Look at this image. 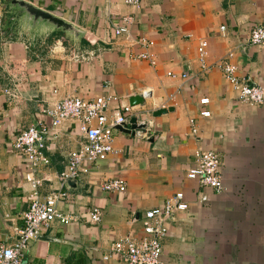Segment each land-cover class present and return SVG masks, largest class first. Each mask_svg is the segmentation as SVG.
Returning a JSON list of instances; mask_svg holds the SVG:
<instances>
[{
	"label": "crops",
	"instance_id": "crops-1",
	"mask_svg": "<svg viewBox=\"0 0 264 264\" xmlns=\"http://www.w3.org/2000/svg\"><path fill=\"white\" fill-rule=\"evenodd\" d=\"M23 1L86 37L48 40L54 32L27 30L0 0V242L16 240L31 205L28 168L13 149L14 137L38 120L49 122L42 111L55 100L113 95L129 104L146 94L134 115L148 124L147 137L114 131L118 153L88 164L89 174L68 187L59 206L73 221L44 231L29 245L24 264H125L118 255L104 260L112 245L129 235L142 238L145 214L180 192L189 210L168 225L165 264H264V105L242 103L217 66L233 53L239 77L264 87V48L249 44L252 28L264 24V0H143L139 8L126 0ZM7 14L15 18L11 27ZM125 17L129 34L116 36ZM144 38L154 43L155 67L136 59ZM202 41L209 43L208 71L199 59ZM203 100L209 104L201 106ZM159 109L174 110L154 117ZM57 133L47 140L49 164L37 171L42 198L58 190L70 155L84 145L74 124ZM198 150L220 156L219 194L187 178ZM112 179L124 180L126 190L105 192L102 185ZM199 192L209 196L208 204L198 202ZM94 209L102 213L100 223L91 219Z\"/></svg>",
	"mask_w": 264,
	"mask_h": 264
},
{
	"label": "built area",
	"instance_id": "built-area-1",
	"mask_svg": "<svg viewBox=\"0 0 264 264\" xmlns=\"http://www.w3.org/2000/svg\"><path fill=\"white\" fill-rule=\"evenodd\" d=\"M142 1L126 0V4L139 8ZM130 24L131 19L125 17L123 25L115 30V35H128ZM222 30L224 31L225 28L223 27ZM138 43L144 52L136 59L147 61L155 67L157 60L150 52L154 43L145 38ZM249 44L264 48V24H258L252 28ZM198 52L202 69L208 71L209 43L202 41ZM233 56V53H230L227 59L217 65L223 78L233 87L242 103L264 105V87L241 79L238 75L239 68L231 62ZM6 93L12 100H19V95L15 91L7 90ZM57 93L56 90L53 91V96L55 97ZM200 104L207 106L209 100H203ZM42 114L44 118L49 119V122L43 119L38 120L37 124L21 131L12 140L13 149L23 157L28 168L25 180L31 187V205L23 216V228L15 232L16 240L12 243L0 242V264H24L29 245L44 231L49 230L56 221L63 225L73 221V218L64 215L59 209L61 202L68 198V181L87 176L90 172L88 164L105 161L111 155L117 154L118 151L114 146V131L118 126L129 127L130 119L135 117L134 107H131L125 99L113 95L88 100L66 97L55 100L51 107L42 111ZM201 116L210 118L211 113L203 111ZM66 123L75 125L77 134L84 140V145L78 152L70 155L68 173L62 177L58 190L42 198L40 189L44 186V180L37 176V171L42 165H48L50 162L45 153L52 149V146L47 145L48 138L51 135L56 137L57 131ZM191 124L193 135H197L198 130L194 127V121H191ZM222 167L223 163L216 152L198 150L196 167L187 174V178L197 182L202 189L209 188L219 194L223 190ZM102 189L108 193H121L126 190V183L121 179H112L104 183ZM197 197L198 202L203 205L210 201L209 196L204 192H199ZM188 210L189 203L185 194L177 193L166 202L163 208L154 209L145 214L142 238L129 235L119 240L112 245L111 255L106 256L104 260L107 261L114 255H118L125 264H165L162 241L168 236V225L174 220L176 213ZM101 217L102 213L99 209L92 211L91 219L94 223H100Z\"/></svg>",
	"mask_w": 264,
	"mask_h": 264
},
{
	"label": "water",
	"instance_id": "water-1",
	"mask_svg": "<svg viewBox=\"0 0 264 264\" xmlns=\"http://www.w3.org/2000/svg\"><path fill=\"white\" fill-rule=\"evenodd\" d=\"M4 8L9 12L13 13L20 25L31 31H52L54 33L62 32L64 35H67L72 40H82L83 37H86L79 29H77L71 23L66 22L59 16H56L52 13L44 11L37 6L23 1V0H3ZM53 33V34H54ZM147 95H136L130 98L129 105L131 107L145 106ZM174 109H159L153 112L154 117H160L168 112H172ZM141 119L138 117H132L129 121V127L127 126H118L116 130L121 131L125 134L146 136L148 135V124L146 122L141 123ZM151 142L153 139L148 138ZM77 183V180L70 179L68 181V186L74 187Z\"/></svg>",
	"mask_w": 264,
	"mask_h": 264
},
{
	"label": "trees",
	"instance_id": "trees-1",
	"mask_svg": "<svg viewBox=\"0 0 264 264\" xmlns=\"http://www.w3.org/2000/svg\"><path fill=\"white\" fill-rule=\"evenodd\" d=\"M7 18H8V21H9V23H10V27L13 26V25H14L13 20L15 19L14 16L12 15V16L9 17V15L7 14ZM10 30H12V28H9V29L7 30V34H11V33L13 32V30H12V32H11ZM62 35H63L62 32L54 33V34H52V35L48 38V40H53L55 37H58V36L61 38ZM13 39H14V38H13Z\"/></svg>",
	"mask_w": 264,
	"mask_h": 264
},
{
	"label": "rangeland",
	"instance_id": "rangeland-1",
	"mask_svg": "<svg viewBox=\"0 0 264 264\" xmlns=\"http://www.w3.org/2000/svg\"><path fill=\"white\" fill-rule=\"evenodd\" d=\"M71 50H73V49H71Z\"/></svg>",
	"mask_w": 264,
	"mask_h": 264
}]
</instances>
